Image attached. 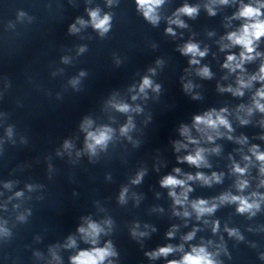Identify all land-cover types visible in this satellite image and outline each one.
Masks as SVG:
<instances>
[{"label":"clouds","instance_id":"obj_1","mask_svg":"<svg viewBox=\"0 0 264 264\" xmlns=\"http://www.w3.org/2000/svg\"><path fill=\"white\" fill-rule=\"evenodd\" d=\"M109 4L112 3V0H108ZM221 4H227L228 0H219ZM164 3V0H136V4L138 6V10L142 11L143 16L146 20L151 22L153 25L159 22L160 17L157 15V9ZM261 8H264V4L258 6H252L251 4H244L240 7L239 11L235 14L236 18H242L246 22L240 27L238 31H233L227 34L226 39L229 41V44H223L221 50L224 48H228L231 46H240L242 51L237 57L234 54H229L226 57L224 64L222 65L224 68L229 69V71H235L237 69L243 71V65L254 59L255 55H259L256 53V42H258L262 37H264V19H261L264 16V13L261 12ZM198 12L197 7H191L185 4L183 7L179 8L177 12L174 14L175 19H170L169 24H175L178 27H186L183 20L179 17L181 14L194 17ZM209 15H215V11L208 7ZM90 23L92 27L99 31L100 35L103 36L110 29V21L111 16L105 14L101 17L100 10H90ZM77 24L81 26H85L88 22L78 19ZM69 31L75 33L79 31L76 27V24L70 26ZM166 32L172 35H175V32L172 27H168ZM81 52L84 51V48L80 49ZM181 53L184 55H190L192 59L189 61L192 65H198L199 60L196 57H204L207 54V49L201 51L199 45L197 43L188 42L181 49ZM159 63V61L157 62ZM150 72L154 73V69H150ZM84 75V73H81ZM198 75L203 78H210L211 72L208 67H202L198 70ZM252 81H264V64L260 66L259 73L256 75H252L248 81H245L242 78L237 79V84L239 85L237 88L233 89L231 86L227 88H220V91L232 92L233 95H243V88L249 87ZM77 81H73L75 84ZM151 88L153 91H159L160 85H153V81L145 76L142 79V82L139 85L138 95L143 94L145 97L147 95L146 90ZM184 89L186 92H190L192 89V84L189 82L184 85ZM198 98V97H193ZM137 95L132 96V100H136ZM264 100V87L257 90L255 97L253 99V104L255 109L264 113V103L260 101ZM109 106L114 108L115 110L121 113H129L132 111L139 112L141 109L139 106L136 108H132L129 104L117 101L115 98L110 100ZM252 108L248 109V113L251 114ZM227 112V109H220L216 111L215 109L205 112L203 115H196L193 118V127L196 128L198 132L207 137L209 142L214 140V136L209 134V131L215 133L216 137L223 136L224 133H221L219 129L223 127L229 133L233 131L232 126L229 120L226 118L224 113ZM241 124H247L248 121L241 119ZM92 121L90 119H85L81 125L82 130L86 133L85 146L87 151L91 155H95L97 152V148L104 149L107 146V143L112 139L113 129L107 126L96 128L95 130H90L92 127ZM134 127L132 118L129 116L128 122L121 127L120 133L121 135H127L128 132ZM180 135L183 136L189 143L197 144L198 141L194 140L191 135L189 128L187 126H181ZM131 139V137H129ZM228 139H232L229 135ZM238 142L244 143L246 142V138H241ZM258 146L253 145L250 151L255 156L256 160H258L261 164L260 172L264 174V152H259L257 150ZM65 149L71 148V144L69 142H65ZM187 148V144L181 143L179 141L175 142L174 149L176 152H179L181 149ZM207 150L204 148H197L194 154H188L183 157H177L178 162L183 163L187 162L190 165H194L197 168L201 166L207 167V161L205 159V152ZM212 151H218V149H213ZM245 160H249V157H244ZM177 175H167L163 177L160 181L161 187L169 189V196L173 198L174 205L183 206L188 202V193L192 191V188L189 186V181L199 180L205 185H211L212 182L219 183L221 181L222 174L212 173L211 177L204 175L201 172H197L195 176L188 174L186 178L180 179L178 175L181 170L179 168H175L173 170ZM233 171L240 175H243L246 172V167L241 168L238 164L233 165ZM143 172L139 173L137 177L132 181L134 184H138L143 176ZM248 182L246 180H238L237 187L239 190H243L247 187ZM261 184L264 185V181H261ZM179 187L182 191L178 194L175 189ZM127 189L122 191L120 200L124 202V193ZM19 195V193L17 194ZM253 196L257 195L256 193L252 194ZM219 204L224 203H234L238 202L237 211L239 213L251 212L252 209H258L259 203L253 201L249 203L247 197L240 195H232L231 193L222 194L220 197L216 198ZM218 203L213 202L211 206H209V202L204 199L194 200L191 202V208L196 214V218L199 220L204 215H210L214 213L216 208L218 207ZM175 215H183L184 217H188L190 213L185 210L182 213L175 212ZM254 214V213H253ZM105 224L110 225L111 221H104ZM207 223V221H205ZM86 226H80L78 228V232L82 235V238L85 242L91 243L92 245H96L98 237L105 231V229L99 224L91 219L85 220ZM218 222L213 225V232L217 231ZM229 232V235H238L236 230L234 229H226ZM2 231V230H0ZM175 226L172 231L167 233L169 238L174 236ZM133 236H145L146 232L137 233L133 230ZM195 232H190L186 236L183 237L185 241H190L193 239ZM76 245V240L73 237L68 238V243L65 245L66 247H74ZM183 251V245H179L177 247H173L172 245L160 247L155 251L145 253L150 259H157L159 257H167L169 254ZM116 253L113 250V246L111 242H107L104 247H92L89 250H81L77 255L71 257V264H105V261H108V264H111V261L108 259L109 257L115 256ZM168 264H217V261L213 259V254L208 252L206 247H192L190 252H185L181 259L179 260H171L168 261Z\"/></svg>","mask_w":264,"mask_h":264}]
</instances>
